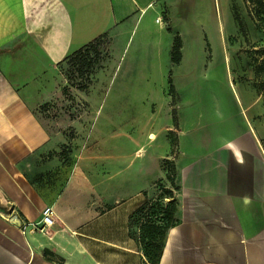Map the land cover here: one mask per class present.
Returning a JSON list of instances; mask_svg holds the SVG:
<instances>
[{
    "label": "crops",
    "instance_id": "obj_1",
    "mask_svg": "<svg viewBox=\"0 0 264 264\" xmlns=\"http://www.w3.org/2000/svg\"><path fill=\"white\" fill-rule=\"evenodd\" d=\"M210 1L0 0V264H156L152 227L164 219L145 201L166 177L164 154L137 144L144 166L138 183L126 185L119 168L126 158L97 154L91 144L64 165L57 154L67 141L45 117L62 62L100 40L108 38L111 48L135 32L141 49L168 55L162 69L168 79L172 71L181 99L177 187L160 198L162 205L177 200L178 210L159 264H264V134L247 131L243 118L264 108L250 109L252 96L235 85L229 94L207 93L226 98L227 109L220 113L218 103L210 109L213 121L192 123L190 111L199 117L207 111L190 104L177 83L191 75V49L203 47V57L212 50L204 23ZM223 3L211 26L231 50V38L259 32L247 0ZM176 37L183 44L179 64L171 59ZM203 60L205 67L213 63ZM151 62L132 74L152 75ZM155 141L150 135L149 144ZM47 207L54 210L53 227L23 233L21 223L40 222Z\"/></svg>",
    "mask_w": 264,
    "mask_h": 264
},
{
    "label": "rangeland",
    "instance_id": "obj_2",
    "mask_svg": "<svg viewBox=\"0 0 264 264\" xmlns=\"http://www.w3.org/2000/svg\"><path fill=\"white\" fill-rule=\"evenodd\" d=\"M247 1L259 34L254 39L245 34L231 38L234 47L231 50H224L221 37L211 26L215 21L217 25V12L224 11L223 0H211L205 6L207 17L204 23L213 44L212 50L208 49L203 57V47L191 49L187 63L191 75L186 79H177L189 103L196 101L195 105L207 111L205 117H199L195 108L190 111L188 118L192 123L204 125L213 121L210 109L218 103L221 104L220 113L227 109L226 98L215 96L212 99L207 93L215 90L229 94L234 90L233 83L238 90L252 96L248 100L250 109H255L258 104L264 108V3ZM138 40L137 32L132 36L128 33L110 48L109 39L105 38L62 62L56 71V95L47 103L49 109L45 117L67 141L57 154L64 165L73 163L75 155L80 156L91 147L100 155L124 156L126 160H120L119 168L126 170V185L138 183L140 167L144 166V163L139 165L141 160L135 155L137 144L138 147L145 144L149 153L154 147L161 151L164 155L160 157V167L166 177L155 185L157 197L154 194L153 198L146 199L150 208L152 204H161L160 198L173 187L171 179L176 183L177 161L180 158L181 99L177 97L175 108L166 67L165 72L162 69L168 55H162L160 49L154 56V52L141 49ZM84 58L90 60V66L82 69ZM203 58L213 63L205 67ZM150 60L155 62H151L155 73L140 77L132 74L139 65L145 67ZM215 75L222 77V83L214 82ZM243 118L247 131L264 134V113ZM152 134L156 136V141L150 145Z\"/></svg>",
    "mask_w": 264,
    "mask_h": 264
},
{
    "label": "trees",
    "instance_id": "obj_3",
    "mask_svg": "<svg viewBox=\"0 0 264 264\" xmlns=\"http://www.w3.org/2000/svg\"><path fill=\"white\" fill-rule=\"evenodd\" d=\"M257 3L259 4H263V0H257ZM168 21V20H167ZM168 31L169 32H173V29L171 27V25H168ZM182 40L180 37H176L175 38V42H174V46H173V50H172V54H171V59H172V63L174 64H179L182 60ZM82 51V50H81ZM79 51V52H81ZM77 52V53H79ZM83 68H88L90 66V60L84 58V60L82 61V65ZM169 91L170 94L173 97V105L176 108V99H177V92H176V87L174 84V79H173V74L172 71L170 72V76H169ZM174 115H175V120H177V110H174ZM172 181V186L174 189H176L177 185L176 183L174 184L173 179H171ZM173 194V192L170 190L168 192H165V194ZM146 206V205H145ZM147 207V206H146ZM149 208V207H147ZM150 212L153 211V214H163V223L162 226H154L152 228H154V238L155 241L153 244H151V252H152V262L159 264L161 257L163 255V251L165 248V243H166V238L168 235V232L170 231V229L176 224V212L178 210V202L177 200H173L170 203H168L167 205H162V204H154L152 205L149 209ZM154 257V258H153Z\"/></svg>",
    "mask_w": 264,
    "mask_h": 264
},
{
    "label": "built area",
    "instance_id": "obj_4",
    "mask_svg": "<svg viewBox=\"0 0 264 264\" xmlns=\"http://www.w3.org/2000/svg\"><path fill=\"white\" fill-rule=\"evenodd\" d=\"M13 221L18 220V216L14 215ZM55 224L54 210L52 207H47L43 212V217L40 222L36 223H21V229L23 233H27L29 229L32 231L46 232L47 229L52 228Z\"/></svg>",
    "mask_w": 264,
    "mask_h": 264
},
{
    "label": "bare ground",
    "instance_id": "obj_5",
    "mask_svg": "<svg viewBox=\"0 0 264 264\" xmlns=\"http://www.w3.org/2000/svg\"><path fill=\"white\" fill-rule=\"evenodd\" d=\"M233 86H234V90H236V88H235V84L233 83ZM151 139H153V137H151Z\"/></svg>",
    "mask_w": 264,
    "mask_h": 264
}]
</instances>
